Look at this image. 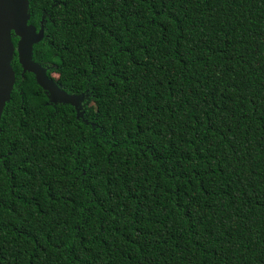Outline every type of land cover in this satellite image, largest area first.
<instances>
[{"label": "trees", "instance_id": "obj_1", "mask_svg": "<svg viewBox=\"0 0 264 264\" xmlns=\"http://www.w3.org/2000/svg\"><path fill=\"white\" fill-rule=\"evenodd\" d=\"M26 12L31 59L71 99L13 52L0 264H264V0Z\"/></svg>", "mask_w": 264, "mask_h": 264}, {"label": "water", "instance_id": "obj_2", "mask_svg": "<svg viewBox=\"0 0 264 264\" xmlns=\"http://www.w3.org/2000/svg\"><path fill=\"white\" fill-rule=\"evenodd\" d=\"M26 10L27 0H0V112L13 84L9 61L14 51L22 71L33 73L35 80L48 90L51 97L58 94L63 100L71 99L64 91L56 89L54 81L47 78L45 68L31 59V44L39 40L42 27L40 25L36 30L27 23ZM11 33L17 37L14 46L10 40Z\"/></svg>", "mask_w": 264, "mask_h": 264}, {"label": "rangeland", "instance_id": "obj_3", "mask_svg": "<svg viewBox=\"0 0 264 264\" xmlns=\"http://www.w3.org/2000/svg\"><path fill=\"white\" fill-rule=\"evenodd\" d=\"M51 79L56 78V73L54 71H50L49 75H48ZM85 106L90 108V109H94V102H92L90 99H88L85 103Z\"/></svg>", "mask_w": 264, "mask_h": 264}]
</instances>
